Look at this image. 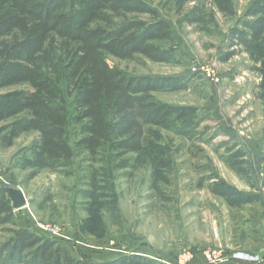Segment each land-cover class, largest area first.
Returning a JSON list of instances; mask_svg holds the SVG:
<instances>
[{
	"label": "rangeland",
	"instance_id": "374dc122",
	"mask_svg": "<svg viewBox=\"0 0 264 264\" xmlns=\"http://www.w3.org/2000/svg\"><path fill=\"white\" fill-rule=\"evenodd\" d=\"M145 1L172 28L174 41L168 44L172 61L109 56L108 63L129 76L188 80L183 90L154 96L161 103L198 109L202 123L191 134L193 139L145 127L143 145L154 141L167 151L171 166L164 170L165 182L154 176L155 155L136 153L106 160L78 151L76 127L72 129L74 160L48 166L33 156L40 142L37 131L12 134L24 113L4 115L0 203H9L14 220L0 228V249L16 232L29 229L62 243L74 259L94 263L132 254L154 264H191L196 256L207 259L210 253L220 258L244 250L264 255L261 240L251 239L260 224L256 220L264 217V74L244 47L231 46L233 30L253 20L247 13L254 0H233L235 13L230 16L207 0H190L182 9L179 0ZM233 50L236 54L225 60ZM201 67H210L219 82L202 71L193 72ZM28 90V85H18L0 90V97ZM238 149L246 152L249 164L233 168L228 158ZM247 166L252 183L238 170ZM214 175L240 191L251 189L263 197V203L228 206L208 188V178ZM2 255L0 264L7 254ZM207 263L245 264L208 259Z\"/></svg>",
	"mask_w": 264,
	"mask_h": 264
},
{
	"label": "trees",
	"instance_id": "16d2710c",
	"mask_svg": "<svg viewBox=\"0 0 264 264\" xmlns=\"http://www.w3.org/2000/svg\"><path fill=\"white\" fill-rule=\"evenodd\" d=\"M189 1L179 0V9ZM207 1L225 16L235 13L233 0ZM247 16L253 20L233 30L231 46L244 47L264 74V0H254ZM173 41L170 24L145 0H0V90L29 87L0 97V118L24 113L12 134L37 131L40 142L33 156L48 166L70 164L75 146L106 160L142 153L155 155L154 176L166 182L164 170L171 166L167 151L154 141L144 146L142 140L146 126L193 139L202 123L198 109L161 103L154 96L183 90L188 80L129 76L111 67L107 58L142 56L169 63ZM235 54L231 51L225 60ZM74 127L80 130L75 146ZM245 158L246 152L238 149L228 161L237 168L249 164ZM247 168L238 170L248 175ZM247 178L252 183L250 174ZM208 179L210 192L232 208L262 200L218 175ZM13 220L11 206L2 201L0 228ZM4 253L2 264H154L138 254L103 263L77 260L62 243L29 229L15 233L0 249V259Z\"/></svg>",
	"mask_w": 264,
	"mask_h": 264
},
{
	"label": "built area",
	"instance_id": "2783aa9c",
	"mask_svg": "<svg viewBox=\"0 0 264 264\" xmlns=\"http://www.w3.org/2000/svg\"><path fill=\"white\" fill-rule=\"evenodd\" d=\"M202 71V73L206 74V76L213 80L214 82H219V76L210 69V67H201L199 69H193V72ZM220 256V255H219ZM207 259L210 263L215 261L220 262H227V261H237L241 263H248V264H264V255H256L244 252H236L233 253L231 256L227 257H220L218 258L215 254H207Z\"/></svg>",
	"mask_w": 264,
	"mask_h": 264
},
{
	"label": "crops",
	"instance_id": "0c3cea01",
	"mask_svg": "<svg viewBox=\"0 0 264 264\" xmlns=\"http://www.w3.org/2000/svg\"><path fill=\"white\" fill-rule=\"evenodd\" d=\"M262 158H263V157H262ZM262 166H263V165H262ZM261 168H262V167H261ZM254 170L257 171V167H255ZM262 170H263V168H262ZM251 191H252V190L250 189V190H244V191H242V192H245V193H252ZM263 191H264V189H263ZM261 198H262V200H263V197H262V196H261ZM262 200L259 201V202H255V203L249 204V205H251V206H256V205H258L259 203H260V204L263 203ZM249 205H247V206H249ZM256 221H257V222L260 221V224L257 223L255 231H253V233L251 234V239H252V240H258V238H259V240H261V243H263V245H264V238H261V237L264 235V217H263L261 220L258 219V220H256ZM258 225H259V226H258ZM244 252H249V251L244 250ZM250 254H251V253H250ZM195 258H196V260L193 259V261H192L191 264H208V263H207V259H206L205 257L198 258V257L196 256ZM194 260H195V261H194Z\"/></svg>",
	"mask_w": 264,
	"mask_h": 264
}]
</instances>
